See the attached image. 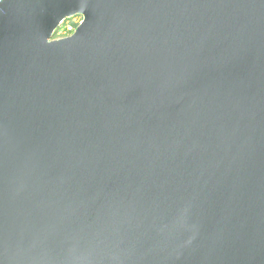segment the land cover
Instances as JSON below:
<instances>
[{
	"label": "water",
	"instance_id": "water-1",
	"mask_svg": "<svg viewBox=\"0 0 264 264\" xmlns=\"http://www.w3.org/2000/svg\"><path fill=\"white\" fill-rule=\"evenodd\" d=\"M0 264H264V0H0Z\"/></svg>",
	"mask_w": 264,
	"mask_h": 264
},
{
	"label": "built area",
	"instance_id": "built-area-1",
	"mask_svg": "<svg viewBox=\"0 0 264 264\" xmlns=\"http://www.w3.org/2000/svg\"><path fill=\"white\" fill-rule=\"evenodd\" d=\"M82 15H74L62 21L60 27L55 32L54 38H61L71 35L77 26L82 22Z\"/></svg>",
	"mask_w": 264,
	"mask_h": 264
}]
</instances>
